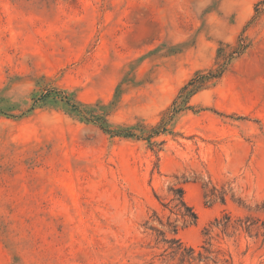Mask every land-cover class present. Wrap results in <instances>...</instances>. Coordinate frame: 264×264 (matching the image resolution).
<instances>
[{
  "label": "rangeland",
  "instance_id": "rangeland-1",
  "mask_svg": "<svg viewBox=\"0 0 264 264\" xmlns=\"http://www.w3.org/2000/svg\"><path fill=\"white\" fill-rule=\"evenodd\" d=\"M0 264H264V0H0Z\"/></svg>",
  "mask_w": 264,
  "mask_h": 264
},
{
  "label": "trees",
  "instance_id": "trees-1",
  "mask_svg": "<svg viewBox=\"0 0 264 264\" xmlns=\"http://www.w3.org/2000/svg\"><path fill=\"white\" fill-rule=\"evenodd\" d=\"M221 73L222 70L216 72H208L207 74H198L190 81H188L187 84H185L180 89L179 95L177 96V99L181 98V101L178 102V100H174L173 107L170 110L171 113L174 114L179 111L181 105H185V103L187 102L189 95L195 93V91H197L205 81H208L212 78H218ZM162 130H164V128H162ZM170 190L173 192V196L170 201L167 203H163L160 201V204L163 206V208L168 209L170 213L184 219V221L188 219V222H193L196 219V215L192 208L184 201L182 187H172ZM155 196L158 199L157 195ZM177 221V219L171 220L170 216H167L166 221L163 223L162 219L158 218L159 224L161 226H164L166 230L160 232L158 231L157 236H162L163 240L168 243V249H170L171 252L174 253V255H179L181 257V261H184L190 258L192 250L191 248H186L177 237V231L179 228ZM246 222H248V220ZM244 228L248 229V226L246 225ZM167 234H169V236Z\"/></svg>",
  "mask_w": 264,
  "mask_h": 264
}]
</instances>
